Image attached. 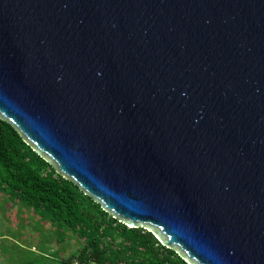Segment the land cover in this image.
<instances>
[{
	"label": "water",
	"instance_id": "95a60500",
	"mask_svg": "<svg viewBox=\"0 0 264 264\" xmlns=\"http://www.w3.org/2000/svg\"><path fill=\"white\" fill-rule=\"evenodd\" d=\"M0 119L188 264H264V0H0Z\"/></svg>",
	"mask_w": 264,
	"mask_h": 264
},
{
	"label": "trees",
	"instance_id": "16d2710c",
	"mask_svg": "<svg viewBox=\"0 0 264 264\" xmlns=\"http://www.w3.org/2000/svg\"><path fill=\"white\" fill-rule=\"evenodd\" d=\"M23 205L81 245L61 264H188L144 228H130L107 213L28 146L0 119V202ZM8 202H7V201ZM65 241V239H64Z\"/></svg>",
	"mask_w": 264,
	"mask_h": 264
},
{
	"label": "rangeland",
	"instance_id": "374dc122",
	"mask_svg": "<svg viewBox=\"0 0 264 264\" xmlns=\"http://www.w3.org/2000/svg\"><path fill=\"white\" fill-rule=\"evenodd\" d=\"M5 203L0 202L1 264H9L11 259L16 264H29L30 260V264H61L62 254L66 252L68 257L79 249L81 241L74 234L65 236L57 225L39 219L31 209H22V204ZM15 243L26 245L27 250L34 246L35 250L30 253L17 246L11 248Z\"/></svg>",
	"mask_w": 264,
	"mask_h": 264
},
{
	"label": "crops",
	"instance_id": "0c3cea01",
	"mask_svg": "<svg viewBox=\"0 0 264 264\" xmlns=\"http://www.w3.org/2000/svg\"><path fill=\"white\" fill-rule=\"evenodd\" d=\"M2 213V215H6L7 214V212H1ZM33 214V213H32ZM9 225V224H8ZM18 247L20 250H24V251H29L30 253H33V251L35 250V247L34 246H31V247H29L28 248V250H27V247H26V245H24V244H17V243H15V245H13V247H11V248H14V247ZM39 253V252H38ZM70 256V255H69ZM68 256V257H69ZM65 257H67V255H66V252L64 253V254H62V257H61V260L63 261V259L65 258ZM1 261L2 260H0V264H1ZM30 263H31V260H30ZM29 263V264H30ZM60 263H61V261H60ZM9 264H16V260L15 261H13L12 259L9 261Z\"/></svg>",
	"mask_w": 264,
	"mask_h": 264
},
{
	"label": "built area",
	"instance_id": "2783aa9c",
	"mask_svg": "<svg viewBox=\"0 0 264 264\" xmlns=\"http://www.w3.org/2000/svg\"><path fill=\"white\" fill-rule=\"evenodd\" d=\"M72 264H82V263L80 261H78V260H75V261L72 262ZM90 264H96V262H92Z\"/></svg>",
	"mask_w": 264,
	"mask_h": 264
}]
</instances>
